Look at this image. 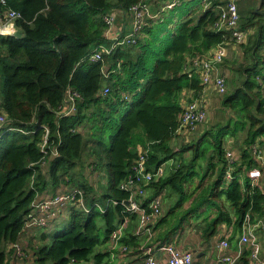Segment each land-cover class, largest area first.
<instances>
[{"label": "trees", "instance_id": "16d2710c", "mask_svg": "<svg viewBox=\"0 0 264 264\" xmlns=\"http://www.w3.org/2000/svg\"><path fill=\"white\" fill-rule=\"evenodd\" d=\"M141 1L8 0L9 7L21 14L16 20L21 33L0 36L4 76L0 107L8 115V125L0 131V264H10L6 245L20 242L32 203L49 186L73 188L67 184L77 181L69 177L85 151L100 167L107 165L108 182L100 195L105 208L98 207L93 187L79 182L89 210L72 208L70 225L51 239L45 231L38 233L34 238L39 243L32 244L33 255L25 264H108L110 251L96 248L110 241L127 213L123 204L114 201L129 197L120 183L132 171L141 147L150 148L149 170L176 160L166 175L149 185L150 198L144 202L147 206L151 196L165 194L167 188L178 197L153 227L157 242L169 241L195 221L209 240L221 224L239 229L246 214L253 220L264 217V194L260 186L251 184V171L258 165L251 146L259 139L264 147V23H260L264 10L254 12L242 25V29L258 28L248 45L240 44L244 62L232 67L243 80L222 95V105L233 113L228 122L202 131L176 150L172 142L179 135L183 95L189 90L199 95L204 88L199 75L190 78L185 66L227 41V31L214 26L226 0H207L210 5L199 15H194L196 6H191L174 30L171 15L159 24L151 21L139 33L146 39L138 36L136 43L118 46L105 54L104 61L91 59L99 45L110 43L104 35L103 15L112 10L128 12ZM105 63L108 77L102 71ZM106 86L110 93L103 96ZM68 87L81 95L77 111L59 116ZM85 125L87 135L80 130ZM44 126L59 153L48 157L47 171L41 164ZM241 134L243 147L235 178L226 185L225 139H241ZM137 216L134 213L131 218ZM99 217L104 220L103 239ZM138 240L130 235L121 241L139 245Z\"/></svg>", "mask_w": 264, "mask_h": 264}, {"label": "built area", "instance_id": "2783aa9c", "mask_svg": "<svg viewBox=\"0 0 264 264\" xmlns=\"http://www.w3.org/2000/svg\"><path fill=\"white\" fill-rule=\"evenodd\" d=\"M176 3L168 4L172 7ZM1 14H0V36L14 34V25L18 18L21 17L19 11L9 7L8 0H0ZM112 10L103 15L104 21L107 25L105 31V38L110 42L109 44L99 45L93 52L91 59L97 61H104L105 54H111L115 48L124 44H134L137 42L139 33L149 24V20L155 19L157 15L150 11V6L145 1L130 7L128 12L132 15V23L129 30L123 35L115 30L117 13L124 11ZM241 16L238 10V0H226L225 4L219 7V18L214 24L217 31H227L228 37L225 43H219L213 47L208 55L198 56L185 66V72L190 78L194 75H199L201 84L203 86H214L217 93L223 95L228 91L227 77L222 73H217L218 64H221L227 58L228 45L242 44L248 39L250 31L242 29ZM119 66V64H118ZM110 88L106 86L102 94L108 95ZM81 95L73 87H68L65 97L58 107V115L66 116L76 112L78 100ZM126 99H130L126 96ZM207 102L199 96L191 98L183 107V112L180 115L178 131L194 130L198 125L204 124L208 119ZM8 125V115L0 107V126L2 128ZM46 132L41 143L44 157L41 164H47L48 157L58 155V148L56 143L51 144L49 141V128L44 126ZM60 140H58L59 142ZM150 148L139 150V156L132 166V171L120 183V189L128 192L129 197L122 201H114V204L121 203L125 206L127 212L123 220L112 231L110 241L115 247L124 237L131 217L134 213L139 216L138 227L136 234L140 237L146 236L148 244L153 238V227L161 219L164 214V196L163 192L157 193L144 205L145 200L150 198L148 196L149 185L162 177L165 172V165L158 166L155 170L148 169ZM251 153L258 162L251 171V184L253 186H260L264 194V147L259 139H257L251 146ZM228 167L225 173L226 185L235 178V164L237 159L233 156L231 151L227 150ZM128 201V203H126ZM77 206V207H76ZM70 207L89 210L86 205L84 191L80 188H71L69 190H62L46 199L37 200L32 203L30 212L25 217V224L22 234H26L34 229H46L53 225L61 216V208ZM79 207V208H78ZM239 230V246L247 245L250 249V258L254 261H260L263 244L261 240L262 232L264 234V218L253 220L250 214H246ZM229 234L224 236L219 241V247L222 250L230 248ZM130 245H123L122 252L127 253ZM12 249L16 251L15 255L18 258H27V253L20 242H15L11 245ZM145 248V246H144ZM166 254L165 264H193L194 255L191 251L180 249L175 241H165L157 243L154 246H147L143 255L139 256L134 264H159ZM240 258V255H237ZM237 258L230 255L224 257L227 264H236Z\"/></svg>", "mask_w": 264, "mask_h": 264}, {"label": "rangeland", "instance_id": "374dc122", "mask_svg": "<svg viewBox=\"0 0 264 264\" xmlns=\"http://www.w3.org/2000/svg\"><path fill=\"white\" fill-rule=\"evenodd\" d=\"M144 1L147 2V4H149L150 11L153 14L157 15L155 19L149 20V23H151V21H153V23L157 22L156 24H159L161 22H164L165 19L167 17H169V15H171L170 17L173 18L171 30L175 29L177 24H179L185 18L187 11L191 10L193 8V6L194 7L196 6V10H195L196 12L194 11V15H199L203 12L204 9H206L210 5V3L207 0H194L193 3L186 2V0L185 1L184 0H144ZM173 2H175L176 5H178L175 10L172 9L173 7H175V5H173L172 7L168 6V4H171ZM238 5H239L238 10H240L239 12L242 15V16L240 15L241 16V25H243L247 21V18L251 17L254 12L258 13V12H263L262 10H264V9H260L259 0H239ZM191 6H192V8L190 9ZM176 10H177V12H175ZM260 21H261L260 22L261 24L264 23V16L260 17ZM15 25H16V22H15ZM15 25H14V28H15ZM257 28H258V25H256L255 27H248V30L250 31L249 39L251 36H253L255 34V31L257 30ZM138 36H140L139 37L140 39H146L147 38V36L145 37V34H143V33H141ZM249 39L247 41V38H246L247 42L244 43V45H248ZM124 45H126V44H124ZM127 45H130V44H127ZM236 45L237 46L239 45L238 53L236 55H231L232 56L231 58L228 57V55H227L226 60H228V61L225 60L224 65H223L226 68V70H228V69L230 70V72L228 73V80L230 81V83L228 84V90H229L228 92H230L231 89H233L236 85L240 84L241 80H243V77H241L238 73H234L232 70V67H237L241 63L244 62V54H243L244 47L241 46L240 44H236ZM229 46H235V44L231 43ZM107 66H108L107 63H105L103 66V69H102L105 77H108L110 74V71L107 69ZM1 77H4L2 71H1ZM234 79L235 80L238 79V81L235 82ZM103 89L101 90V94H102ZM2 96H3V94L1 93L0 99L2 98ZM105 96H107V95H105ZM214 96L215 95H212L211 98L213 99ZM190 99H191V97H188L186 99L185 103L187 104V102ZM186 104H184L183 106H185ZM222 106H223L222 103H220V105H218V107L215 106V104L213 102L210 104V106H208V104H207L208 119H207V122H205L204 124L201 125V127H202L201 130L206 131L208 129H211L213 126L226 124L228 122L229 118L231 117V115L233 113H231L228 108H223L224 106L223 107ZM211 112H212V115L210 114ZM209 116H210V118H209ZM80 130L87 135L88 127L86 125L81 127ZM114 132H115V130H114ZM195 135H197V134H195ZM188 137H190V139H191V137H193V136H191V134L188 132H185V133L180 132V134L176 137V139L173 140L172 148L178 150V149L182 148L183 145H187L186 143H189L188 141H190V139H188ZM198 137L199 136H197V138ZM242 137H243V134H241V139L239 138V140H242ZM226 139H225V141H226ZM141 149H144V147H141L139 150H141ZM189 156H190L189 152H187L186 157H189ZM175 164H176V160H174L173 162H169L165 165V175L167 174L166 171L168 170V172H169L170 167H173ZM71 172H72L73 177H69V178H73L77 182L76 183L72 182V183L67 184L68 185L67 188H71V187L79 188L78 187L79 182L88 183L90 186L93 187L94 193H96L97 196H99V199L97 202L101 205L102 208H100V210L102 211L106 206L105 199L102 196H100L105 191V189H106L105 187H106L107 182H108L107 181L108 180V177H107L108 176V168H107L106 163L104 164V166L100 167V165L97 162H95V159L92 158L88 154V151H85L83 154L82 161L79 162L77 167L75 169H73ZM63 187H65V186H63ZM164 191H165V199H164L163 210H164V214H166L168 212V210L173 205H175L178 197L169 188L165 189ZM91 194H92V192L89 191L90 198H91ZM86 205L88 207H90V204L88 201H87ZM71 210L72 209H70V211L66 214L63 213L53 225H50L45 230L44 229H34L31 231L32 234L35 233L33 236H28L27 239H21L20 245H22L24 247V249L26 250L25 252L28 255L27 256L28 259L31 258V256L33 255L32 244L39 243V238H34V237L37 236L38 233L45 231L46 233H48L50 235V239H51L57 232L68 227L70 225V221H71V217H70ZM172 218L173 217L170 216L169 219H172ZM98 224L101 227L104 225V220L102 217L98 218ZM195 224L199 225V222L198 221L194 222V225ZM99 234H100V237L103 239L105 236V232L103 230V227H102V229L99 230ZM98 248H97V250H99ZM6 249H7L6 253L8 256V261L10 264H25L26 261L27 262L29 261L27 258H25L23 260V258L16 257V255H15L16 251H14V249H12L11 244H10V246H9V244H7Z\"/></svg>", "mask_w": 264, "mask_h": 264}, {"label": "crops", "instance_id": "0c3cea01", "mask_svg": "<svg viewBox=\"0 0 264 264\" xmlns=\"http://www.w3.org/2000/svg\"><path fill=\"white\" fill-rule=\"evenodd\" d=\"M188 1H190V0H188ZM259 5H260V0H259ZM238 9H239V5H238ZM240 15H241V13H240ZM117 16L118 17H117L115 30L119 31V33L123 35L124 33H126L129 30V28L131 26L132 15L130 13L123 12V13H117ZM20 33H21V30L15 25L14 34H20ZM248 39H249V37H248ZM248 39H247V41H248ZM236 46L237 45H235V46H229L228 45V48H227L228 49L227 50L228 57L231 58L232 57L231 55H236L238 53L239 45L237 47ZM0 48H1V46H0ZM226 61H228V60H226ZM223 65H224V62L221 64H218L217 68L219 71L217 73L224 74L227 77V82L229 84L230 81L228 80V73L230 72V70L229 69L226 70V68ZM1 71H2V68L0 67V95H1V93L3 94V86H4V77H1ZM212 95H215L213 99L211 98ZM196 96L202 97L207 102L208 106H210V104L212 102L217 107H218V105H220V103H222V95L217 93L214 86H207V87L204 86L202 93L199 95H196V93L194 91H191V90L185 92L183 95L182 104L183 105L186 104L185 102H186V99L188 97L193 98ZM1 100H2V98L0 99V102H1ZM210 114L212 115V112ZM209 118H210V116H209ZM201 125H198L194 130H191V131L186 130V129L181 130L178 132V134H180V132H183V133L188 132L191 134V136L194 137L195 134L199 135L203 131V130H201L202 129ZM2 129L3 128L0 126V131ZM188 139H190V137H188ZM191 139H192V137H191ZM242 147H243L242 140L235 139L233 137H228L225 141V148L227 150L231 151V153L233 154L235 159H240L241 154H242ZM48 166H49L48 163L45 165H42V169L44 171H47ZM62 190H64L63 187H58L55 189L53 186H49V189L39 197V200L46 199V198H48V197H50V196H52V195H54V194H56ZM97 204L99 205L98 206L99 208H102L99 203H97ZM70 209H72V208L64 207V208H61V212H62V214L63 213L66 214L70 211ZM131 221L132 222H130L129 228L127 229V231L125 233L126 236L124 235V237L126 238L130 235L136 236L140 240V241L138 240L139 245H135L132 242L129 243L126 241H123V242L120 241L119 244L116 245L115 247H113L111 241H108L106 244L105 243L100 244L99 245L100 247L99 246H98L99 248L97 247L99 250H97V248H96V251H110V253H111L108 264H134L135 260L139 256L143 255V251L147 246H149V245L154 246L155 244L160 243V242H157V240H155L156 239L155 235L152 238L153 241L148 244V241H147L145 235H142L139 237L136 234V230H137L136 228L138 227V223H139V216L135 217L134 219L131 218ZM195 222H197V221H195ZM159 227L164 228V225H161ZM154 231H155V229H154ZM156 232H158V231H156ZM34 234H32L31 231L27 232L26 234H22L20 237V241H21V239H27L28 236H33ZM228 234L230 236L229 237L230 248L227 250H222L219 247V241L224 236H226ZM171 240L175 241V243L177 244V246L180 249L187 250V251L189 250L193 253V255H194L193 264H227L224 261V257L226 255H230V256L235 257V258H237V255H240V258H237V260H236V264H244V262H243V260L245 261L244 258H247V260H248L247 264H264V234H263V232H262V236H261L263 249H262V253L260 255V261L251 260L250 249L247 245L239 246V244H238L239 230L234 225L221 224L220 227L218 228L217 233L212 238H210L209 240H206L203 236L202 226H200L198 224L194 225V223L188 224L184 230L175 232L171 236L169 241H171ZM155 242H157V243H155ZM123 245H130L129 246L130 249L127 250L128 251L127 253L122 252L121 248ZM9 246H10V244H9ZM144 246H145V248H144ZM6 251H7V249H6ZM247 252L249 253L248 255H247ZM162 256H163V258L161 259L159 264H165L166 254L164 253Z\"/></svg>", "mask_w": 264, "mask_h": 264}, {"label": "water", "instance_id": "95a60500", "mask_svg": "<svg viewBox=\"0 0 264 264\" xmlns=\"http://www.w3.org/2000/svg\"><path fill=\"white\" fill-rule=\"evenodd\" d=\"M126 203H128V201H126Z\"/></svg>", "mask_w": 264, "mask_h": 264}, {"label": "bare ground", "instance_id": "6f19581e", "mask_svg": "<svg viewBox=\"0 0 264 264\" xmlns=\"http://www.w3.org/2000/svg\"><path fill=\"white\" fill-rule=\"evenodd\" d=\"M132 222V221H131ZM114 249V248H113Z\"/></svg>", "mask_w": 264, "mask_h": 264}]
</instances>
